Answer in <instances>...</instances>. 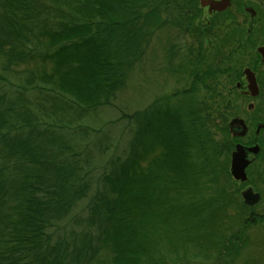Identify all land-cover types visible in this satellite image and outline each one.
Segmentation results:
<instances>
[{
	"label": "trees",
	"instance_id": "obj_1",
	"mask_svg": "<svg viewBox=\"0 0 264 264\" xmlns=\"http://www.w3.org/2000/svg\"><path fill=\"white\" fill-rule=\"evenodd\" d=\"M158 1L192 38L169 49L170 73L190 82L144 110L121 108L131 138L95 179L80 144L43 125L28 92L66 98L85 113L114 106L141 55L142 28L160 20L145 13L151 0H0V264H163L166 222L200 219L168 203L171 188L213 180L227 150L221 77L237 65L234 32L222 37L230 54L211 62L204 40L215 32L196 25L199 0ZM198 189L191 206L203 203ZM83 200L80 228L61 234ZM243 240L240 231L218 241V259Z\"/></svg>",
	"mask_w": 264,
	"mask_h": 264
},
{
	"label": "rangeland",
	"instance_id": "obj_2",
	"mask_svg": "<svg viewBox=\"0 0 264 264\" xmlns=\"http://www.w3.org/2000/svg\"><path fill=\"white\" fill-rule=\"evenodd\" d=\"M249 1L259 11L254 23L264 25V4L260 0ZM161 5L160 1L151 0L150 6L145 9V13L155 10L160 20L156 18L157 23L143 27L144 32L141 29V43H139L141 55L138 54L128 81L119 92L114 106L99 107L85 113L71 109L72 107H69L65 101L66 98L52 97L37 90L28 92L29 98L36 103V111L39 108V119L42 124L51 125L52 129L55 128L62 134L72 136L80 144V148L85 151L94 166L95 179L109 167L111 158L124 152L131 138L132 127L126 120L121 119V108L128 114L144 110L158 97L170 95L190 82L189 79L174 77L170 73L172 65L169 49L174 44L191 42L192 38L179 29L181 25H177V13L174 10L168 11ZM236 7L240 8L238 4ZM209 17L207 10H203L199 22L206 23ZM249 19L241 16L239 23L250 25ZM145 21L142 18L140 23L143 24ZM228 32L229 30L224 28L204 40L205 45L211 49L207 52L209 61L220 62L223 57L230 54V47L223 45L222 42V37ZM27 65L32 66V63ZM10 78L15 82L13 77ZM221 78L222 81L225 80L224 75ZM218 161L216 175L215 177L212 175L213 180L204 179L205 183L201 185L189 183L186 188H171L174 197H170L172 200L168 205L179 209H184V205L188 208L192 207L190 213H193L194 208L195 214L199 215L200 219H171L166 222V236H170L171 244L162 247V258H165L163 264H264V221L247 223L249 212L240 200L237 188H223L230 184L231 179H227L229 173L225 170V161L221 158ZM167 174L173 176L172 181L175 180V172H167ZM194 189H198L203 203L191 206L193 201L191 202L189 197L192 196ZM86 204L87 200H83L79 208L73 212V216L77 217L63 223L64 231L61 230V234L80 228L77 221L85 217ZM240 231L244 240L240 247H237L238 252L236 253L235 250L234 255L227 256L226 262L218 259L217 252L221 247L218 241L227 240L232 234ZM160 235H164V232L161 231ZM192 238L195 240L197 238L199 241L194 242L195 240H190ZM163 241L166 242L167 239ZM233 248H231L232 253Z\"/></svg>",
	"mask_w": 264,
	"mask_h": 264
},
{
	"label": "flooded vegetation",
	"instance_id": "obj_3",
	"mask_svg": "<svg viewBox=\"0 0 264 264\" xmlns=\"http://www.w3.org/2000/svg\"><path fill=\"white\" fill-rule=\"evenodd\" d=\"M260 1L264 4V0ZM255 7L249 0H231L226 10L210 12L199 0L196 18L200 23L203 10H207L210 17L206 23H201L205 28L211 27L214 32L227 28L232 34L234 32L232 54L237 65L232 75L226 74L223 81L226 103L222 107L221 122L225 123L226 131L219 133L221 145L227 143L228 147L220 158L225 161V170L230 176L227 179H231L223 188H237V194L249 212L247 223L264 221V25L254 23L259 13ZM241 16L250 18L251 24H240ZM235 153L244 177L236 178L232 174ZM248 189L259 194L258 202H245L243 192Z\"/></svg>",
	"mask_w": 264,
	"mask_h": 264
},
{
	"label": "water",
	"instance_id": "obj_4",
	"mask_svg": "<svg viewBox=\"0 0 264 264\" xmlns=\"http://www.w3.org/2000/svg\"><path fill=\"white\" fill-rule=\"evenodd\" d=\"M200 5L202 7H209L210 12L212 11H224L231 5V0H200ZM240 159L238 155L235 153L233 156V162H232V174L236 178L244 177L242 176V170L239 169ZM243 196L245 199V202L247 204H254L258 202L259 200V194H254L251 189H248L243 192Z\"/></svg>",
	"mask_w": 264,
	"mask_h": 264
}]
</instances>
